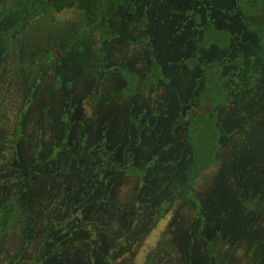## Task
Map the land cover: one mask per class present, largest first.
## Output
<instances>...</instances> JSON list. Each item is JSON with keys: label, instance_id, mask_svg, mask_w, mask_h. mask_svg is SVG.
<instances>
[{"label": "rangeland", "instance_id": "obj_1", "mask_svg": "<svg viewBox=\"0 0 264 264\" xmlns=\"http://www.w3.org/2000/svg\"><path fill=\"white\" fill-rule=\"evenodd\" d=\"M131 1L102 22L115 33L104 39L76 7L0 5V206H16L0 264H264L256 35L235 0ZM209 21L230 31V45L199 48L189 67ZM152 61L167 80L141 92ZM216 62L228 92L214 112L220 148L188 185L187 118L201 66ZM121 68L138 75L133 94Z\"/></svg>", "mask_w": 264, "mask_h": 264}, {"label": "trees", "instance_id": "obj_2", "mask_svg": "<svg viewBox=\"0 0 264 264\" xmlns=\"http://www.w3.org/2000/svg\"><path fill=\"white\" fill-rule=\"evenodd\" d=\"M6 0H0L2 5ZM17 6L26 4V0H13ZM52 10L76 7L82 11V21L92 27L99 38L104 39L115 35L108 26L102 22L110 17L116 18L120 7L126 6L133 10L131 0H45ZM239 13L243 16L246 27L257 37V54L264 55V1L263 0H235ZM145 28L146 18L140 21ZM9 39V31H5ZM138 41H144L139 38ZM231 33L228 29L218 27L212 22H206L201 34L195 42L197 50L185 59L186 65L194 66L198 62L199 48L216 44L221 48L230 45ZM67 48H50L41 55L48 62L53 57L61 56ZM202 85L198 90L195 100L196 106L187 118L186 136L191 146V160L186 172L185 181L192 184L197 178L217 159L220 148V128L215 118V110L228 101V92L225 85V76L221 63L202 65ZM120 73L125 80L124 91L133 94L136 91L138 75L127 68H121ZM156 79L167 80L161 66L157 61H152L139 82L141 92L148 90L152 81ZM16 206L7 201L0 206V233H5L13 221Z\"/></svg>", "mask_w": 264, "mask_h": 264}, {"label": "flooded vegetation", "instance_id": "obj_3", "mask_svg": "<svg viewBox=\"0 0 264 264\" xmlns=\"http://www.w3.org/2000/svg\"><path fill=\"white\" fill-rule=\"evenodd\" d=\"M11 225V224H10ZM0 234H2V233H0Z\"/></svg>", "mask_w": 264, "mask_h": 264}]
</instances>
